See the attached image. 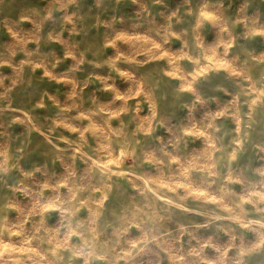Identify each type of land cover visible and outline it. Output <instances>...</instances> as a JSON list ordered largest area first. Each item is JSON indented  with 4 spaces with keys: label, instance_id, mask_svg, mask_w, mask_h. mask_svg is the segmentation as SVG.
Wrapping results in <instances>:
<instances>
[{
    "label": "rangeland",
    "instance_id": "obj_1",
    "mask_svg": "<svg viewBox=\"0 0 264 264\" xmlns=\"http://www.w3.org/2000/svg\"><path fill=\"white\" fill-rule=\"evenodd\" d=\"M0 264H264V0H0Z\"/></svg>",
    "mask_w": 264,
    "mask_h": 264
}]
</instances>
